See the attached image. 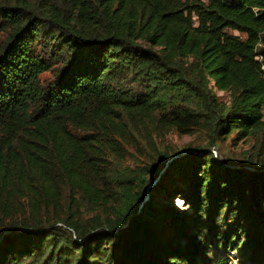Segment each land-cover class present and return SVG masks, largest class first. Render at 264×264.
Segmentation results:
<instances>
[{"label":"trees","instance_id":"obj_1","mask_svg":"<svg viewBox=\"0 0 264 264\" xmlns=\"http://www.w3.org/2000/svg\"><path fill=\"white\" fill-rule=\"evenodd\" d=\"M230 250L264 264V0H0V264Z\"/></svg>","mask_w":264,"mask_h":264},{"label":"rangeland","instance_id":"obj_2","mask_svg":"<svg viewBox=\"0 0 264 264\" xmlns=\"http://www.w3.org/2000/svg\"><path fill=\"white\" fill-rule=\"evenodd\" d=\"M49 76H50L49 73L44 75L45 78H49ZM218 92L222 93L221 91H218ZM168 138L171 141V143L173 145H176L178 148L187 147L190 144L193 145V144L197 143V141H195L196 138H195V135H193V133L172 132V133L168 134ZM250 144H251L250 140L240 141L237 144H235L234 146L229 144L228 141L227 142H223V143L220 144L219 148H216V150H218L217 151V155L219 157L222 156L224 158L228 157V156H232V158H239L240 155H242L243 151L250 146ZM216 150H214V151H216ZM220 152H222V153L220 154ZM163 168L161 169V171H163ZM154 182H155V180L153 179L151 181V183L148 184V186L153 185ZM169 183H170V187L171 186L173 187L175 181L171 180V181H169ZM169 191H171L170 188H169ZM145 197H144V200H145ZM178 198H180V199H178ZM159 199L160 200H166V199H169V196L167 197L165 195V193H162L161 195H159ZM171 200H172V202L174 203V205L176 207L183 208L185 206V204L183 203V200L181 199L180 196L175 197V195L173 194L170 197V201ZM223 255H225V254L223 253ZM228 257H229V264H236L237 263L236 261H238L240 259L239 253L236 252V251H232V250H230V253H228Z\"/></svg>","mask_w":264,"mask_h":264},{"label":"bare ground","instance_id":"obj_3","mask_svg":"<svg viewBox=\"0 0 264 264\" xmlns=\"http://www.w3.org/2000/svg\"><path fill=\"white\" fill-rule=\"evenodd\" d=\"M178 199H180V198H178ZM180 201V200H179Z\"/></svg>","mask_w":264,"mask_h":264}]
</instances>
